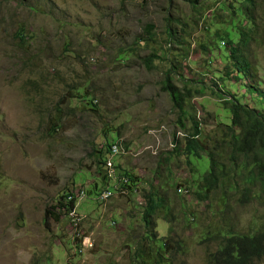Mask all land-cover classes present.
I'll use <instances>...</instances> for the list:
<instances>
[{
	"label": "rangeland",
	"instance_id": "obj_1",
	"mask_svg": "<svg viewBox=\"0 0 264 264\" xmlns=\"http://www.w3.org/2000/svg\"><path fill=\"white\" fill-rule=\"evenodd\" d=\"M203 12L209 10L194 11L185 0H0V264H138V252L153 246L140 204L147 192L164 199L154 218L157 244L168 237L182 244L170 247L171 264H207L221 240L204 238L225 222L242 232L264 229V197L241 202L242 189L230 191L223 212L221 189L203 200L192 184L209 170L208 155L191 157L198 171L183 154L170 155L174 137L191 129L192 114L201 122L200 142L213 150L223 137L220 122L230 121L211 79L224 70L223 51L199 46ZM169 13L180 20L172 25L173 42ZM147 24L156 33L149 44L140 38ZM152 48L169 58L148 69L143 59ZM256 48L263 79L264 45ZM172 62L174 84L193 92L185 130L162 89ZM238 85L226 80L221 88L234 92ZM82 88L94 105L80 97ZM247 97L255 106L256 98ZM114 135L121 151L107 155L112 165L104 178L100 149ZM125 170L138 177L141 191L115 190ZM104 186L114 193L102 201ZM80 188L87 195L77 201L76 230L58 202ZM79 231L92 248L78 251Z\"/></svg>",
	"mask_w": 264,
	"mask_h": 264
},
{
	"label": "trees",
	"instance_id": "obj_2",
	"mask_svg": "<svg viewBox=\"0 0 264 264\" xmlns=\"http://www.w3.org/2000/svg\"><path fill=\"white\" fill-rule=\"evenodd\" d=\"M185 1L190 3L194 11L200 12L202 6L209 10L208 13L202 14L206 37L199 41V46L206 53H213L218 48L223 51L221 56L225 62L224 70L218 77L212 76L211 79L215 83L214 93L223 99L224 108L230 111V121L220 122L224 126L223 137L215 144L217 150H213L206 148L200 142L201 122L192 114L191 129L185 133L181 131V135L174 137L170 155L183 154L192 165H195L191 159L192 156L208 155L209 170L192 184L196 187L197 198L203 200L210 199L214 190L221 189V201L224 205L221 211L224 212L230 205L227 195L230 191L242 189L241 202H249L254 197H264V78H259L260 61L256 48V46L264 45V11L260 14L264 0H214L215 5L213 0ZM174 22L178 24L180 20L169 13L166 28L169 36L167 42L174 40L175 30L172 26ZM154 30L153 24H147L140 38L149 44L155 39ZM18 32V37L24 40L22 29L19 28ZM125 53L126 51L123 50L119 56L124 57ZM165 58L168 59V55L161 56L157 49L152 48L143 62L148 69H153L157 59ZM209 58L213 60V57ZM170 65L163 79L162 89L170 94L173 106L179 111L178 122L185 130V104L193 97V92L187 83L184 84L183 90L174 84L172 71L177 66L173 62ZM232 79L242 84L236 87L240 89L235 88L234 92L223 90L221 87L224 82ZM78 91L81 92L80 97L85 99V103L94 105L87 100L90 93L86 88ZM247 95L250 96L249 99L256 98L255 106L249 104V100L244 102V99H248ZM73 96L79 97V94ZM116 138L118 135L112 138L106 137V149L105 151L100 149L102 155L98 160L99 167L107 169V172L100 171L104 178L109 175L106 157L108 158L107 155L111 152V146L117 142ZM191 169L198 171L196 165ZM137 182L138 177L125 170L120 176V186L117 190L120 192L127 190L130 193L141 191L142 188ZM178 188L189 192L188 188H183L181 184H178ZM69 193L70 191L64 193L58 202L59 212L65 215H69L68 213L76 206V198L68 200ZM143 199L145 207L142 212V221L146 228V238L153 243V246L138 252V264H152V262L171 264L167 256L170 247L177 244L178 248H181L182 244L179 241L171 242V238L168 237L158 245L159 238L153 230L155 215L163 206L164 199L153 192H147ZM236 228L233 221H230V223L225 222V226H219L214 233H207L204 239L221 240L218 249L207 255V264H258L264 258V229L248 233Z\"/></svg>",
	"mask_w": 264,
	"mask_h": 264
},
{
	"label": "built area",
	"instance_id": "obj_3",
	"mask_svg": "<svg viewBox=\"0 0 264 264\" xmlns=\"http://www.w3.org/2000/svg\"><path fill=\"white\" fill-rule=\"evenodd\" d=\"M118 151V146L113 145V152ZM111 162H109V165ZM86 195V191L84 189H78L75 191H71V193L68 195V199L71 200L73 198H82ZM100 197H109V190L108 193H101ZM69 215L71 216V223L75 226V229L77 230V227L81 221V216L76 213L75 210L70 211ZM78 241V251L83 252V250L87 248H92L94 246L93 241L89 238L87 235H83L82 232L77 233ZM84 248V249H83Z\"/></svg>",
	"mask_w": 264,
	"mask_h": 264
},
{
	"label": "clouds",
	"instance_id": "obj_4",
	"mask_svg": "<svg viewBox=\"0 0 264 264\" xmlns=\"http://www.w3.org/2000/svg\"><path fill=\"white\" fill-rule=\"evenodd\" d=\"M113 145H117L118 146V151L117 152H113ZM112 146H111V155H113V156H115V155H117L120 151H121V148H120V146H119V143L118 142H116V143H114ZM110 159H112V157H109L108 159H107V167H108V174H109V169H111V165H112V161L110 160ZM110 160V161H109ZM109 162H111V164L109 165ZM116 166V165H115ZM126 181V180H125ZM119 182H120V180H119ZM119 182H118V184H119ZM119 186H120V184H119ZM119 186H117V187H119ZM104 187H106V186H104ZM117 187L115 186L114 188H115V190H117ZM80 189H83V188H80ZM76 190H78V189H76ZM85 190V189H84ZM104 190H109L110 191V189H109V186H107ZM103 190V191H104ZM71 191H75V190H71ZM71 191H70V193H71ZM86 191V190H85ZM102 191V192H103ZM119 191V190H118ZM123 191H127V190H123ZM123 191H122V193H123ZM101 192V193H102ZM111 192V191H110ZM136 192H138V191H135L134 193H136ZM179 192H184V191H182V189H179ZM69 193V194H70ZM112 193H114V192H111V195H112ZM86 195H87V191H86ZM101 195V194H100ZM78 199L80 200V198H76V206H75V208L73 209V210H76V208H77V201H78ZM69 200V199H68ZM142 200V202L143 203H140L141 205H144L145 204V201H144V199L143 198H141L140 199V201ZM70 213V212H69ZM68 213V214H69ZM76 243V246H78L77 245V242H75Z\"/></svg>",
	"mask_w": 264,
	"mask_h": 264
},
{
	"label": "bare ground",
	"instance_id": "obj_5",
	"mask_svg": "<svg viewBox=\"0 0 264 264\" xmlns=\"http://www.w3.org/2000/svg\"><path fill=\"white\" fill-rule=\"evenodd\" d=\"M102 193H108V190H104ZM109 196L111 197V192L109 191ZM100 199L103 200H107L109 199V197H100ZM140 203H143L142 200L140 201Z\"/></svg>",
	"mask_w": 264,
	"mask_h": 264
}]
</instances>
